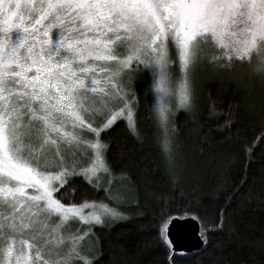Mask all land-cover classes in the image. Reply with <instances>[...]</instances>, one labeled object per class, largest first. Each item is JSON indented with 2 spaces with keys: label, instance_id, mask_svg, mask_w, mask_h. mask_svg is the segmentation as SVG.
Wrapping results in <instances>:
<instances>
[{
  "label": "snow or ice",
  "instance_id": "1",
  "mask_svg": "<svg viewBox=\"0 0 264 264\" xmlns=\"http://www.w3.org/2000/svg\"><path fill=\"white\" fill-rule=\"evenodd\" d=\"M124 43L132 54L121 59L117 49ZM262 51L264 0H0V205L10 209L0 218V264H93L94 258L77 247L83 237H70L68 252L59 260H44L39 247L32 260L23 245L31 249L33 244L21 240L17 251L16 234L57 217L95 224L103 223L102 214L127 218L106 204L85 213L88 204L66 206L54 198L56 183L65 184L67 177L83 174L91 183L99 171L108 170L99 140L90 143L94 156L79 173L65 166L59 151L60 142L76 141L74 130L84 126L85 78L95 74V61L115 65L112 77L129 70V81L133 60L151 67L156 91L167 95L173 83L177 107L191 111L197 67L220 72L247 65L249 77L264 78V66L253 64ZM90 83L95 93L98 81ZM131 93L130 83L127 93L117 86L112 95L124 107L104 127L125 109L131 122ZM160 113L165 121L163 105ZM48 145L57 146L52 159ZM53 166L60 171L50 172Z\"/></svg>",
  "mask_w": 264,
  "mask_h": 264
},
{
  "label": "trees",
  "instance_id": "2",
  "mask_svg": "<svg viewBox=\"0 0 264 264\" xmlns=\"http://www.w3.org/2000/svg\"><path fill=\"white\" fill-rule=\"evenodd\" d=\"M151 105L138 83L133 128L118 120L99 136L129 192L119 209L127 218L92 229L93 264H264V88L239 65L202 67L191 111H175L162 130ZM55 197L110 203L80 176ZM174 217L198 221L200 249L172 251L162 230Z\"/></svg>",
  "mask_w": 264,
  "mask_h": 264
},
{
  "label": "rangeland",
  "instance_id": "3",
  "mask_svg": "<svg viewBox=\"0 0 264 264\" xmlns=\"http://www.w3.org/2000/svg\"><path fill=\"white\" fill-rule=\"evenodd\" d=\"M175 45L172 46L174 50ZM117 53L119 57L123 59L124 57L132 54V49L128 46L127 43H124L119 46L117 49ZM143 58V57H142ZM95 74H86L85 84L89 89L88 98L84 102V107L88 109V111L84 114L86 116L84 126L82 128L78 127L75 129V134L78 139L76 141L67 142L62 141L59 144V151L62 156L66 158V165L70 170H73L74 173H79L80 168L88 167L91 163L92 157L94 156V152L90 147L91 142H95L99 140L104 146L105 144L100 140V134L102 131L109 128L112 124H114L118 120H123L129 126V128H133L134 126V102L135 99L129 101V104L132 108V120L131 122L127 118V109L124 110V115L117 116L114 122L108 127H104L107 124L108 119L111 118L112 114L116 111H119L124 107L121 102L120 97H115L112 94L116 92L117 86L119 88L124 89L125 93H127V86L129 83L131 84L132 93L136 92L137 84L141 82H145L147 84L148 94L151 98V106L154 111V104L156 99V93L153 91L151 85L154 84L155 76L151 67H147L144 64H138L135 60L131 63V69H134L133 78L129 81V76L127 72L129 70L121 71L115 77H112V72L115 71V65L111 62L105 61H95ZM240 67V66H239ZM202 67H197L195 76L197 71ZM236 68V67H235ZM242 68V67H240ZM101 69H106V71H101ZM110 69V70H109ZM195 76H194V92H195ZM246 77L253 80L247 74ZM91 79H96L98 84L95 86L97 91L93 93L91 91ZM106 80H110V83H105ZM258 81V80H256ZM259 83V81H258ZM260 85V83H259ZM261 86V85H260ZM262 87V86H261ZM264 88V87H262ZM185 110L183 108H179L176 111ZM156 114V113H155ZM157 118V116H156ZM157 123L159 128L164 130L169 125V119L167 121H161V119L157 118ZM92 129H99V133L92 131ZM69 130H72L69 128ZM53 139H56V135L53 134ZM85 141L89 143H85ZM37 149L39 148V144L34 145ZM50 151L48 153V158L52 159L53 154L56 151V145H48L47 146ZM105 152V147L103 149V156ZM59 157L55 160H52L53 165L58 162ZM105 159V158H104ZM106 164V162H105ZM73 165L75 167L73 168ZM107 171H99L96 176L91 178V183L83 174H74L70 177H67L66 180H69L72 177L80 176L87 183L95 187L96 189H101L107 195L110 203L103 202H94V201H86L80 205L88 204L89 207L83 208L82 211L85 213L99 211L100 204H106L110 208H114L116 211L122 213L119 209L120 207H125L123 204L127 203L124 200L127 197L129 192V184L125 177L117 176L112 174L109 167L107 166ZM50 172H58L60 171L59 167H50L48 169ZM56 189L62 186L59 183H56ZM54 198L55 193H54ZM76 205V206H80ZM123 205V206H122ZM68 206V205H66ZM10 213V209L0 205V218L4 216H8ZM123 214V213H122ZM124 216V214H123ZM102 224L89 223L87 221H82L77 217H69L68 220H61L59 217L50 221L47 226L43 222L37 223L34 225L31 231H25L23 235L17 233V251L20 250L21 244L20 241L24 240L28 243L33 244V248L29 249L27 245H23V251L26 255H29L32 260H35L36 257V249L40 248L42 252V258L44 260H59L68 252V245L71 244L70 237L77 236L83 237V239L79 240L77 243V247L81 253V255H86L93 257V253L96 249V242L93 238L92 229L96 226H108L112 225L121 219H114L107 214H102ZM35 237V239H34ZM3 238L0 237V243H2ZM61 240L62 243L57 244L55 241ZM94 258V257H93ZM0 260H3V254L0 253ZM82 264V262H81Z\"/></svg>",
  "mask_w": 264,
  "mask_h": 264
},
{
  "label": "water",
  "instance_id": "4",
  "mask_svg": "<svg viewBox=\"0 0 264 264\" xmlns=\"http://www.w3.org/2000/svg\"><path fill=\"white\" fill-rule=\"evenodd\" d=\"M165 234L173 252L189 253L203 246L199 223L193 217L172 218Z\"/></svg>",
  "mask_w": 264,
  "mask_h": 264
},
{
  "label": "clouds",
  "instance_id": "5",
  "mask_svg": "<svg viewBox=\"0 0 264 264\" xmlns=\"http://www.w3.org/2000/svg\"><path fill=\"white\" fill-rule=\"evenodd\" d=\"M253 64H259L264 66V51H262L259 55L256 56V58L253 61ZM241 71L247 74L249 71H251V68L245 65L244 67L241 68ZM252 78L258 80L260 85L264 87V78H261L260 76H252ZM151 87L153 91L156 93V99L154 104V111L156 113V116L158 119H161L160 109H161V105H163L164 117L166 118L165 121H167L175 113V111L180 108L177 107L174 99L175 86L173 83L169 82L168 85L169 93L167 95H164L163 93H158L156 91L154 84L151 85Z\"/></svg>",
  "mask_w": 264,
  "mask_h": 264
}]
</instances>
